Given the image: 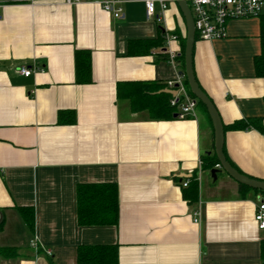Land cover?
<instances>
[{
	"label": "crops",
	"instance_id": "obj_1",
	"mask_svg": "<svg viewBox=\"0 0 264 264\" xmlns=\"http://www.w3.org/2000/svg\"><path fill=\"white\" fill-rule=\"evenodd\" d=\"M72 1L0 0V247L18 250L0 264H78L80 245L118 246L119 264H262L255 215L264 193L202 170L215 145L206 111L163 117L155 96L171 89L141 90L181 75L168 62L187 33L177 2L158 22L147 19L146 0H122L117 19L101 0ZM261 17L234 20L225 38L195 44L197 82L226 127L264 119V79L254 66ZM147 40L156 45L129 47ZM78 50L91 52L90 84L76 82ZM62 110L77 122L59 125ZM224 140L234 167L264 181V135L226 128ZM186 180L198 183L193 202L184 198ZM93 183L119 187L117 226L78 225L77 186ZM22 207L33 209V229Z\"/></svg>",
	"mask_w": 264,
	"mask_h": 264
},
{
	"label": "trees",
	"instance_id": "obj_2",
	"mask_svg": "<svg viewBox=\"0 0 264 264\" xmlns=\"http://www.w3.org/2000/svg\"><path fill=\"white\" fill-rule=\"evenodd\" d=\"M261 53L256 56L254 59L255 74L257 78L264 79V15L261 17ZM158 44V43H157ZM186 39L181 38V58L179 59L181 72L185 71L184 68V50H185ZM134 45H143L145 47L155 46L156 43L154 40L147 41H132L129 43V47L133 48ZM76 57V82L78 84H90L93 81L92 77V57L91 52L78 50L75 53ZM184 83L188 89L189 95L194 97L190 91L189 84L184 78ZM151 86L156 88V91H161L168 86H157L154 83L142 84L141 90L142 93L146 91L144 95H147V92L151 91ZM120 92V90H119ZM143 95V96H144ZM132 103L135 104L137 101L134 97L130 96ZM158 100H163L161 106L158 105L156 108L163 117L171 118L176 113L175 108L171 106V100L173 99L171 95L160 94L155 96ZM196 98V97H195ZM198 107H201L206 111L205 107L201 102L198 101ZM153 110V108L151 109ZM208 113V111H206ZM58 124H75L77 122V115L73 111L62 110L58 113ZM264 119H251V120H241L235 124L226 127L231 130H248L255 128L259 130L264 135ZM225 153V152H224ZM229 161V160H228ZM230 162V161H229ZM231 163V162H230ZM219 165V161L215 152L213 154L204 155L202 157V170L209 171ZM234 167V165L231 163ZM235 168V167H234ZM236 169V168H235ZM242 173V172H241ZM196 175H193V179ZM77 217L79 226H117L119 224V187L115 183L107 184H78L77 186ZM198 188L197 181H190L189 186L187 187L184 198L193 202L196 196ZM240 189L243 191L252 190L245 185L240 184ZM258 191V190H255ZM264 193L262 191H258ZM23 217L25 218L28 226L33 229L34 227V211L32 208H21ZM4 222L0 224V231ZM118 246L109 245V246H85L80 245L77 254L78 264H119L118 259ZM261 255H262V264H264V241L261 244ZM0 256L8 258H17L18 250L13 247L1 248L0 247Z\"/></svg>",
	"mask_w": 264,
	"mask_h": 264
},
{
	"label": "built area",
	"instance_id": "obj_3",
	"mask_svg": "<svg viewBox=\"0 0 264 264\" xmlns=\"http://www.w3.org/2000/svg\"><path fill=\"white\" fill-rule=\"evenodd\" d=\"M78 1V0H77ZM192 11L194 25L196 27V39L201 41L220 40L227 36V29L230 22L234 20H248L260 18L264 12V0H185ZM176 0H146V14L148 20L161 21V15L169 9V5ZM69 5H73L72 0H68ZM122 0H101L100 4L104 11L112 14L114 18L123 16L121 8ZM168 40V39H167ZM168 62L178 67L181 54L168 51ZM33 70L26 66L19 68V73L25 77H30ZM169 89L176 91V96H172L171 106L175 108L176 116L180 119L196 117L198 100L189 95L188 89L184 83V77L179 76L176 80L167 81ZM202 168V161L200 162ZM217 168L219 165L216 166ZM184 187L189 186L186 180ZM203 213L201 205L193 214L194 224H200ZM255 221L260 230H264V203H261L256 210ZM31 247L37 250V239L33 240Z\"/></svg>",
	"mask_w": 264,
	"mask_h": 264
},
{
	"label": "water",
	"instance_id": "obj_4",
	"mask_svg": "<svg viewBox=\"0 0 264 264\" xmlns=\"http://www.w3.org/2000/svg\"><path fill=\"white\" fill-rule=\"evenodd\" d=\"M177 4L182 10L185 19V25L187 28L186 44L184 50V68L185 71L181 72V75L185 76L191 93L196 99L203 104L206 111H208L209 117L214 128V152L217 155L219 161V167H215L211 170L212 177L216 179L217 174L221 171H225L236 183L247 186L250 189L264 192V181L250 178L239 170L235 169L228 161L226 154L224 153L225 145V125L221 120L219 111H217L212 99L206 95L201 88L199 82H197L195 75V68H193L194 61V48L196 44V27L194 25V19L192 11L185 0H176ZM173 97L176 96V91H168ZM4 221L3 214L0 211V224Z\"/></svg>",
	"mask_w": 264,
	"mask_h": 264
}]
</instances>
